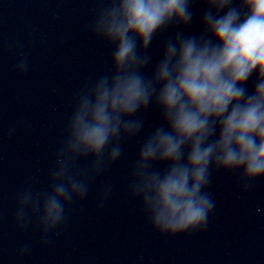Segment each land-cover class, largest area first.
I'll return each instance as SVG.
<instances>
[{
  "label": "clouds",
  "instance_id": "obj_1",
  "mask_svg": "<svg viewBox=\"0 0 264 264\" xmlns=\"http://www.w3.org/2000/svg\"><path fill=\"white\" fill-rule=\"evenodd\" d=\"M195 5L203 8L201 31L185 35ZM89 27L112 48L111 74L85 79L74 93L49 187L35 191L36 181L26 183L16 198L15 227L26 231L35 218L42 245L59 236L66 209L121 157V141L141 133L137 114L152 105L163 123L140 145L129 196L161 236L204 232L215 208L207 191L213 171L235 175L243 192L264 180V0H101ZM169 29L179 30L146 78L148 49ZM18 55L16 71L24 73L29 59ZM156 164L166 170L155 171ZM111 194L106 184L98 207ZM30 250L26 244L18 254Z\"/></svg>",
  "mask_w": 264,
  "mask_h": 264
}]
</instances>
